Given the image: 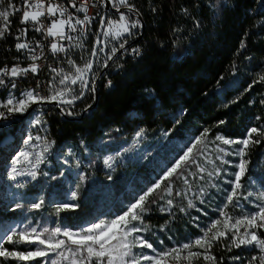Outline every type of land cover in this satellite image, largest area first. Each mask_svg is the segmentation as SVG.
<instances>
[{"label": "trees", "instance_id": "1", "mask_svg": "<svg viewBox=\"0 0 264 264\" xmlns=\"http://www.w3.org/2000/svg\"><path fill=\"white\" fill-rule=\"evenodd\" d=\"M127 3L132 11L117 0L110 2L114 9L122 8L129 24L138 22V26L118 42L111 59L95 71L85 96L71 108L44 105L48 153L38 166L36 178L23 189V196L0 209V228L20 222L30 231L60 228L72 232L97 218L108 221L160 180L205 130L207 135L194 148V154L217 136L242 139L253 127L264 133V81L260 80L264 76V0ZM14 21L12 18L8 32L0 38V64L13 50ZM139 129L150 137L159 136V143L141 162L104 171L99 140L115 149ZM6 132L0 129V139ZM251 139L253 143L243 157L247 163L240 195L222 209L229 214H240L242 207H247L244 196L251 180L264 190V134H253ZM65 149L81 157L78 166L83 177L75 186L77 207L57 211L67 188L56 156ZM187 165L195 172L194 162ZM181 173L188 175L185 167ZM168 182L174 194L180 186L179 175L161 184L141 214L147 242L163 253L190 244L182 257L188 251L200 252L191 264H211L204 259L205 250L192 242L211 227L210 221L219 219L218 208L203 202L199 209H188L184 199L173 195L171 206L165 210L163 190ZM235 201L242 207H236ZM41 202L40 208L32 207ZM258 236L264 238V229L258 230ZM58 239L67 240L62 235ZM37 245V241L3 243L5 249L21 252L34 251ZM39 247L46 249V245ZM228 248L220 237L212 242L208 254L215 257L216 264H249L253 256L257 257L252 246ZM84 255L81 253L80 260ZM50 256L53 253L28 261L0 257V264H48ZM237 256L241 259H233ZM177 264L189 261L181 258ZM253 264H259L258 259Z\"/></svg>", "mask_w": 264, "mask_h": 264}, {"label": "snow or ice", "instance_id": "2", "mask_svg": "<svg viewBox=\"0 0 264 264\" xmlns=\"http://www.w3.org/2000/svg\"><path fill=\"white\" fill-rule=\"evenodd\" d=\"M103 2V0H101ZM111 2V0H110ZM118 4L122 6H126L129 8V11H132V5L127 3V0H118ZM76 7L75 4L72 5ZM119 10V9H117ZM77 11L84 12V19L75 21L76 24H84L89 21L88 12V0H83L81 5L77 8ZM17 12H22V16L20 19L21 24H26L29 21L34 23H40V17H57V14L63 16L66 12V9L61 7L55 3H44V0H20V7H17L12 0H9L8 6L4 10H0V38H3L4 35L8 32V29L11 25L10 17L16 14ZM68 23L69 27H71L70 21H65L63 19H52L50 21V26L46 29L47 35L49 36H57L64 37L65 33L63 31L65 24ZM101 25L105 24V20L101 18ZM108 30L105 31V35H115L120 36L123 33H127L129 28H135L138 26V22H129L127 21L125 15L123 13L120 14L118 21L108 20L107 21ZM36 31H40L41 29L37 27ZM75 30V29H73ZM114 30V32L112 31ZM21 35L26 34L25 29L20 30ZM70 39V37H68ZM29 45L27 43H17V50L27 49ZM123 47V45H121ZM51 49L53 52L63 51L62 47H58L56 43L51 45ZM99 51H103V49H99ZM116 50L113 49V52ZM97 49H93L92 55L95 56ZM34 60L38 59L37 57H32ZM108 59H111L109 57ZM71 63V62H70ZM106 66V65H105ZM92 62L89 61L84 65V67H75V74L64 75L62 79H60L61 85H66L67 82L70 81L71 84H76L79 82L81 84V88L87 86V81L84 79L85 74L91 69ZM36 72L37 68L35 65H32L30 69H20L18 67H12L10 70L0 69V75H11L13 77L17 76L22 72L27 71ZM261 81H264V76L260 77ZM4 80L0 79V84H3ZM15 85L13 84V87ZM251 87V86H250ZM64 95V91L57 92L51 99L56 100L58 97H62ZM80 95H83V91H81ZM25 98L14 100L12 98L8 99L6 104L2 105V107L7 108L8 113L19 112L22 113L29 106V102H36L37 99H43L42 97H38L32 91H28L24 94ZM62 103H71V100L64 101L61 100ZM4 116L3 112H0V117ZM38 122V121H37ZM141 133H137L140 135ZM253 134H264L261 133L259 129L253 127L248 132V137L240 140V141H229L227 139H223L220 136H217V140H223L225 145L231 143H239L243 145L240 149L237 150L236 154L241 157L240 163L236 165L238 171L235 172V180L232 182L233 187L231 193L228 195L227 200L229 203L233 202L235 197H238L240 193L238 189L242 187L240 184L241 178L246 171V161L243 159L246 152L245 150L253 143L251 137ZM207 130L202 134L201 138H198L196 143L187 148V151L183 153L175 161L172 167L168 168L167 171L164 172V175L158 180L152 187H150L143 195L139 197V199L131 204L126 211H124L121 215L117 216L115 219L110 222L100 221L99 223H94L87 229L82 230V233L73 234L68 230H61L60 228H55L51 231L49 229L44 228L43 231H38L36 228H32L30 232L28 231H18L14 229H6L2 234H0V257L4 258H15L19 261H28L33 260L36 257H45L49 252H56L62 248H67L68 251L73 253H85L86 255L79 261V264H84V261H87L88 264H92L93 260H95V264H140L141 260L149 261L151 264H165V259L173 256L174 259L179 261L181 258L188 260L189 264H191V259L198 258L201 253L200 252H192L188 251V255L181 257V251H187L190 249L192 245L185 244L181 249H171L169 252L165 253H157L155 256H149L140 254L137 256L133 252V248L135 247H146L152 249V244L148 243L145 239L134 236V233L140 232L142 228L137 227L134 222L142 220V213L146 210L145 203L148 201V198L153 195L157 190L161 188V184L170 181L173 176H178L181 174V170L189 163L194 162L192 159V153L194 148L202 143L203 137H206ZM32 137L28 138L29 142ZM39 139V138H37ZM255 143H259V140L254 141ZM20 155L24 156L25 159L28 158L27 153H21ZM40 158L37 157V162H39ZM112 157L107 158L104 163L111 167L110 161ZM19 163V157L14 158L13 165L11 167L10 172H8V179L16 180L17 176L21 173L18 171L16 164ZM225 163H227L225 161ZM36 164H33V168H36ZM203 171V169H201ZM33 179L36 178V171H31L28 173ZM187 183V181H185ZM167 192H171L170 185L164 189ZM75 193H73V198H75ZM179 195V193H177ZM264 201V198H261ZM171 203V201H169ZM42 206L41 203H34L32 205L33 208H40ZM191 206V205H190ZM75 208L77 205H69L63 204L61 207L57 209V211H61L63 209ZM221 216L225 217L223 221L224 230L221 231L218 229V225L221 224L220 220L214 221L209 229L204 232V235L200 238H197L193 245L198 246L205 250L204 259L206 261H210L211 264H216L215 257L208 254L211 247L212 242L217 241L220 237H225L228 233H231V246H229L228 250L231 251L232 247L241 248L242 246H252L254 248H258L261 255L259 257L253 256L252 261H249V264H253L254 261L259 259V264H264V238H260L258 236V230L264 229V202L261 203L257 207V210L248 216L232 218L226 216V214L222 211ZM241 227H243L244 231L241 234ZM213 229H217V231L213 232ZM67 237V240L58 239L59 236ZM14 237H18V239H14ZM250 237V238H249ZM27 243L31 244L33 241H37L38 245L35 250H29L27 252L21 251H9L3 247V243ZM68 242L71 245L76 246L75 248H68ZM39 245H46V249H42ZM235 260L241 259L239 256L233 257ZM55 264V261H53ZM74 264L76 262L74 261Z\"/></svg>", "mask_w": 264, "mask_h": 264}, {"label": "rangeland", "instance_id": "3", "mask_svg": "<svg viewBox=\"0 0 264 264\" xmlns=\"http://www.w3.org/2000/svg\"><path fill=\"white\" fill-rule=\"evenodd\" d=\"M128 1L129 0H127V2ZM7 6L8 3H4L3 0H0V10L6 9ZM114 14L115 21H118L121 11L114 12ZM0 23H2V21H0ZM131 32L132 28L130 27L127 33H123L122 35H120L119 42L125 38H128ZM109 48L110 44L107 43L106 50H108ZM59 81L60 79L55 83L54 91L51 94V97L60 91H64V95L58 98L69 96L70 92L67 93L66 91L71 90L70 83L67 82L66 85H61ZM27 92L28 91H24L19 94L18 91H14L7 94L6 96L8 97V99L12 98L18 101L19 99L25 98L24 94ZM31 103L32 102H29V105ZM4 104H6V102H3L1 104V112L4 113V116H2V118L0 119V129L6 130L7 132L0 139V209L17 201L23 196V189L33 180V178L28 175V173H30L31 171H37L40 162L48 153V148L44 144V136L47 132V124L44 116V113L46 111L45 106L35 104L28 110L27 113H25L26 110L22 113H8L7 108L2 107V105ZM137 133L141 134L137 135ZM29 137H32V139L26 143L25 141H28ZM245 138L247 137H244L242 139H223H227L229 141H240ZM159 140V136L150 137L145 131L141 129L133 133V135H131L127 142L115 149H110V147L104 145L105 142L99 140L98 144L102 151L101 161L103 170L109 173L115 166H124L129 162H141L149 153V151L159 143ZM241 147H243V145L239 143H231L225 145L223 143V140L217 139L203 144L202 148L196 150V154H194V152L192 153V155H196V157H193L195 172L191 171L189 166L186 165L185 169L187 170L188 175L185 176L182 173L179 175L180 186L176 187L174 194L172 193V191L169 193L163 190V208L167 210L171 206V196L173 195L177 196L178 198L184 199L186 207L188 209H199V203L209 202L210 205L208 206L215 205L218 208V220L221 221V224L218 225V229L223 231V221L225 217L221 216V212L223 211L222 209L224 204L228 201V195L232 191V182L235 180L234 174L236 171H238L236 165H238L241 160V157L237 155L236 152ZM185 151H187V149H185L183 153ZM21 153H27L28 158L25 159L24 156L20 155ZM16 157H19V163L15 166L21 174L17 176L16 180H10L8 179V172H10L13 165V160ZM37 157L40 158L39 162H37ZM109 157H112V160L110 161L111 167L104 163V161ZM81 160V157H79L77 153L72 152V150L69 149H65L64 152L62 151L59 153L58 157L56 156V161L61 169L60 173L64 175V183L65 187L67 188L66 192L64 193L63 202H59V205L75 204V199L73 198V193H75V186L77 184V181L81 180L83 177L82 171L78 166L79 161ZM225 161L227 163H225ZM33 164L37 165L35 169L32 167ZM201 169H203V171H201ZM185 181H187V183H185ZM168 183L169 184L166 187L170 185L171 188L170 182ZM250 183L252 184V186L244 196L247 207H242L241 203L235 201L234 203L236 207H242V213L229 214L228 212L223 211L226 216L232 217L233 219L237 217L248 216L249 214L255 212L257 210V207L261 205L262 202H264L261 200V198H264V190L255 185L252 180L250 181ZM177 193H179V195H177ZM138 199L139 197L137 198V200ZM169 201H171V203H169ZM117 216L119 215H115L105 222H110ZM100 221L104 220H102L101 218L94 219L82 229L74 230L72 231V233H82V230L87 229L92 224L99 223ZM213 222L214 220L210 221V225H212ZM134 223L137 227L142 228V230L140 232L134 233L133 235L139 236L146 240L144 234L147 227L145 223L142 220L136 221ZM6 229L30 232V230H28L27 227H25V225H22L20 222H9L5 227L0 228V234H2ZM215 231H217V229H215L214 232ZM240 231L242 234L244 231L243 227H241ZM224 239L225 244L227 245V247H229V245H231V233H228L224 237ZM75 247L76 246L71 245V243L68 242V248ZM181 248L182 247H177L174 249ZM255 249L257 251V257H259L261 253L258 248ZM133 252L137 256H139L140 254L155 256L157 255V253H163L155 247H153L152 249L146 247H135L133 248ZM49 253H53L54 256L49 257L48 264H53V261H55V264H74V261L76 262V264H79L81 256V253H73L71 251H68L67 248ZM180 255L181 257L183 256V251L180 252ZM140 264H151V262L141 260ZM165 264H177V260L174 259V255L166 258Z\"/></svg>", "mask_w": 264, "mask_h": 264}, {"label": "built area", "instance_id": "4", "mask_svg": "<svg viewBox=\"0 0 264 264\" xmlns=\"http://www.w3.org/2000/svg\"><path fill=\"white\" fill-rule=\"evenodd\" d=\"M105 1L101 0H88V12L89 21L84 24H76L77 19H84V12L77 11V8L81 5L83 0H44V3H55L66 9L63 16L57 14V17H40V23H34L32 21L26 24H21L20 19L22 12H17L12 18H15L13 37V50L10 52L9 57L1 58L2 63L0 69L10 70L12 67H18L20 69H30L32 65L37 68L36 72L27 71L18 74L13 77L9 75H0V79L4 80L3 84H0V112L1 104L7 102L9 93L18 91L21 94L24 91H32L38 97L43 99H37V101L53 100L51 94L54 91V85L62 79L64 75L75 74V67H84L86 63L90 61L91 52L96 37V31L101 16H104L105 24L101 28L99 41L97 44V52L94 56L89 79L83 95H80L81 84H71V90L69 96L64 98H57L56 100H76L73 103H62L57 106H68L71 108L76 102L81 100L88 89L91 86V82L95 76V71L105 64L107 59L113 53V49L118 44L120 36L105 35V31L108 30L107 21H115L114 12L105 8ZM110 1V0H109ZM35 2V0H34ZM75 4L76 7L72 5ZM17 7H20V0L15 3ZM11 18V19H12ZM63 19L70 21L71 27L68 23L64 26V37L49 36L46 29L50 26L52 19ZM10 19V20H11ZM39 27L41 30L36 31ZM25 29L26 34L21 35L20 30ZM75 29V30H73ZM114 32V30H112ZM70 37V39L68 38ZM17 43H27L29 47L27 49L17 50ZM56 43L58 47H62L63 51L53 52L51 45ZM110 44V48L106 50V44ZM103 49V51H99ZM140 54V52L138 53ZM35 56L38 59H33ZM71 62V63H70ZM87 74V73H86ZM86 74L84 79L86 80ZM13 84L15 85L13 87Z\"/></svg>", "mask_w": 264, "mask_h": 264}, {"label": "water", "instance_id": "5", "mask_svg": "<svg viewBox=\"0 0 264 264\" xmlns=\"http://www.w3.org/2000/svg\"><path fill=\"white\" fill-rule=\"evenodd\" d=\"M105 8L106 9H109L110 11H113V12H120L121 10H122V8H118L119 10H117V9H114L113 7H111V4H110V1L109 0H106L105 1ZM101 18H103L104 19V16H101L100 17V20H99V23H98V28H97V31H96V37H95V40H94V44H93V48H92V51H93V49L95 48H97V44H98V41H99V37H100V33H101V28H102V25H101V23H100V21H101ZM140 36V35H139ZM138 36V37H139ZM137 37V38H138ZM137 38H135V39H137ZM134 39V40H135ZM93 59H94V56L92 55V52H91V57H90V61L93 63ZM90 71H91V69L87 72V74H86V81H88V79H89V74H90ZM85 89H86V87H84L83 88V94H84V92H85ZM78 99H76V100H71L72 102L71 103H73V102H75V101H77ZM64 101H68V100H64ZM35 104H39V105H52V106H55V107H57L58 108V104H62V102H61V100H46V101H36V102H32L29 106H28V108L26 109V111H25V113H27L28 112V110L32 107V106H34ZM2 117H0V119H1Z\"/></svg>", "mask_w": 264, "mask_h": 264}, {"label": "bare ground", "instance_id": "6", "mask_svg": "<svg viewBox=\"0 0 264 264\" xmlns=\"http://www.w3.org/2000/svg\"><path fill=\"white\" fill-rule=\"evenodd\" d=\"M12 45V44H11ZM13 46V45H12ZM12 51V50H11Z\"/></svg>", "mask_w": 264, "mask_h": 264}]
</instances>
